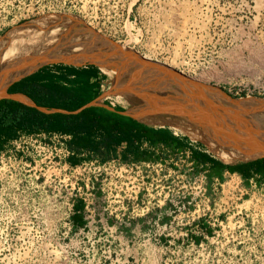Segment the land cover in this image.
Here are the masks:
<instances>
[{
  "label": "rangeland",
  "instance_id": "rangeland-1",
  "mask_svg": "<svg viewBox=\"0 0 264 264\" xmlns=\"http://www.w3.org/2000/svg\"><path fill=\"white\" fill-rule=\"evenodd\" d=\"M49 15L72 18L96 33L130 75L123 54L112 44L169 66L158 65L167 73L218 88L223 96L264 101V0H0V39ZM113 82L109 78L112 87ZM133 95L138 103L143 99L140 91ZM230 102L226 98L222 104L227 114L234 113ZM236 108L264 113L262 106ZM155 116L165 119L158 112ZM174 119L186 127L202 124L186 114ZM182 133L216 157L205 138ZM34 173L17 168L13 177L0 180V264H264V181L245 190L238 175L229 176L206 196L191 190L192 196L183 199L179 179L131 167L121 177L113 174L96 183V209L84 217L88 222L96 217L99 231L96 225L85 231L79 226L66 237L70 200H91V191L82 181L74 190L70 176L56 171L58 177H51L46 170L39 188ZM167 198L168 207L160 208ZM159 214L168 218L167 227L155 224ZM135 217L142 218L139 224ZM201 226H210L213 233L205 231L196 244L193 236Z\"/></svg>",
  "mask_w": 264,
  "mask_h": 264
},
{
  "label": "crops",
  "instance_id": "crops-1",
  "mask_svg": "<svg viewBox=\"0 0 264 264\" xmlns=\"http://www.w3.org/2000/svg\"><path fill=\"white\" fill-rule=\"evenodd\" d=\"M107 84L109 76L97 65L78 67L64 63L42 65L12 82L0 97V108L6 106L1 113L7 115L5 127H0V151L7 141L23 133L59 132L72 137L69 144L75 148L73 157L82 161L174 158L190 173H207L209 192L212 186H223L229 176L237 175L245 190L260 186L256 179L248 181L228 170H217V157L203 144L176 133L172 126L150 123L123 104L113 105L106 93ZM87 110L94 114L87 129L70 132L73 116ZM78 121L80 125L82 120ZM76 140L89 142L94 148H76ZM183 152H190L191 156L180 160L178 154Z\"/></svg>",
  "mask_w": 264,
  "mask_h": 264
},
{
  "label": "bare ground",
  "instance_id": "bare-ground-1",
  "mask_svg": "<svg viewBox=\"0 0 264 264\" xmlns=\"http://www.w3.org/2000/svg\"><path fill=\"white\" fill-rule=\"evenodd\" d=\"M81 27L85 32L80 31ZM92 32L72 18L57 15L43 16L11 30L0 39V97L12 82L50 62H64L75 66H85V63L95 64L114 80L113 87L112 84H107L105 89L107 95L116 93L114 89L117 91V96L114 98L117 103L124 104L127 101L132 105L131 112L142 120L154 124L168 123L173 126L172 129L176 133L184 131L194 138H205L212 152L223 163L250 162L264 151V147L253 140L254 135L240 130L220 129L216 125L217 121L212 117L206 119L197 113L189 115L192 122L202 123L201 127L206 126L205 129L203 128L206 133L198 125L186 127L176 121L174 117L182 118V114L186 113L166 99L156 87L148 86L150 84H146L144 80L139 81L138 75H130L123 70L124 64L115 50L113 48L111 50L109 45L106 46L104 41ZM143 59L156 66L169 67L160 62L157 65L151 57ZM138 91L143 94V99L139 103L133 95ZM214 93L215 97L220 98L221 103L225 104L226 97L223 96V92L214 88ZM154 109L156 112H153ZM176 110L182 113H176ZM157 112L165 119L155 116ZM262 134L264 135V132Z\"/></svg>",
  "mask_w": 264,
  "mask_h": 264
},
{
  "label": "built area",
  "instance_id": "built-area-1",
  "mask_svg": "<svg viewBox=\"0 0 264 264\" xmlns=\"http://www.w3.org/2000/svg\"><path fill=\"white\" fill-rule=\"evenodd\" d=\"M108 96L113 105L118 104L114 100L116 96ZM71 138L72 137L68 134L43 131L34 134L23 133L17 138L7 141L0 151V180L8 176L13 177L14 171L17 170V168H23L26 172L35 170L34 175L36 183L40 188L41 185L39 182L42 177H46L47 172L52 171L51 177L56 176L57 178L58 174L56 171H58L59 173H63L64 177L70 176L72 178V189L77 190L79 188V182L82 181L88 191H91V195L93 196V191H96V183L102 181L104 182L110 175L113 174H117V176L121 177L124 173H127L131 167H137L146 170V172L147 170L154 169L158 174L164 173L167 178L179 179L182 184L181 190L183 192V199L189 198L194 192H196L199 197H204L209 193V179L207 173H190L187 170H184L179 165L178 160H174V158L159 161L139 162H125L120 159H112L106 162L90 160L83 161L78 165H72L69 160L75 155V152L69 144ZM178 156L180 157V160L182 158L186 159L191 156V153L183 152L179 153ZM45 170L46 173H43ZM84 174L88 175L87 179L80 178L81 176L84 177ZM79 201H83L84 203L83 214H85L87 210L90 211L91 209H96V203L98 200L95 196H93V199L91 200L86 198H81L80 200H70L69 206L71 214L69 216V222L67 223L69 226V232H67L66 237L80 228L73 220V216L76 213H80V211H76V205ZM167 201L171 202V200L167 198L159 207L167 208ZM197 212H200V210ZM138 217H141V215ZM203 218L200 216L201 220ZM84 219L86 224L83 228H81V231H85L86 228H92L94 225H96V229L99 231L100 224L96 217H93L91 222H88L89 220L86 217H84ZM141 219L142 218L137 220V217L134 218V220L138 221V224ZM166 219L167 218H164L162 214H159L154 221L159 227H167L168 224L164 223ZM200 219L197 225L198 228L200 227ZM135 222L136 221L133 223ZM104 224L105 222L103 219L101 220V225L104 226ZM201 227V232H199L198 236H202L204 238L206 230L203 226Z\"/></svg>",
  "mask_w": 264,
  "mask_h": 264
},
{
  "label": "water",
  "instance_id": "water-1",
  "mask_svg": "<svg viewBox=\"0 0 264 264\" xmlns=\"http://www.w3.org/2000/svg\"><path fill=\"white\" fill-rule=\"evenodd\" d=\"M112 45L121 51L125 64L128 65L134 76L138 75V77L146 79L152 85L157 86V90L162 94H168V99L177 107L179 106L180 111H183L186 115L197 113L206 119L212 117L217 121L216 125L220 129L248 132L254 135V141L259 142L260 146L264 147V135L262 134L264 132V113H261L262 115L254 111L243 113L236 108L238 104L241 106L245 104V107L253 109L260 106L264 107V101H238L229 96H224L235 104L234 113L227 114L223 111L222 104L218 101L219 98L215 97L214 88L201 85L173 72L167 73L161 67L146 62L132 50L115 44ZM110 96H117V93H110ZM205 118L203 119L205 120ZM263 158L264 151L252 161Z\"/></svg>",
  "mask_w": 264,
  "mask_h": 264
},
{
  "label": "trees",
  "instance_id": "trees-1",
  "mask_svg": "<svg viewBox=\"0 0 264 264\" xmlns=\"http://www.w3.org/2000/svg\"><path fill=\"white\" fill-rule=\"evenodd\" d=\"M5 108H6L5 105H1V108H0V127L1 128L5 127V125H6L7 115H2V113H1V110L5 109ZM93 117H94V114H93L92 110H87L81 115L73 116V118H74L73 126L69 127L68 130L70 132H78V131L86 130L88 123L93 120ZM78 118H79V120H82V123L80 125H79ZM69 124H71V123L69 122ZM75 146H76V148H81V149L94 148L92 146V144L89 142L77 141V140L75 141ZM70 147L72 149L74 148L71 145H70ZM201 159L204 161H207L206 158L203 159L201 157ZM143 161H157V160H143ZM69 162L72 165H78L83 161L79 158L72 157V158H70ZM137 162H139V161H137ZM216 169L217 170L218 169L228 170L232 174H239L244 178V180L250 181L252 179H256L257 182L260 184L264 181V158L258 159L256 161H252V162L237 164V165H228V164H225L219 160L218 164L216 165ZM210 176H211V174H210ZM83 208H84L83 201H79V203L76 205V211H80V213H76L73 216V220L78 227L79 226H85V224H86V221L84 219V214H83ZM166 220H168V218ZM203 228L207 231V233L209 235H211L213 233L212 229L209 226H203ZM193 237L195 239L196 244L201 243V241L203 240L202 236H193Z\"/></svg>",
  "mask_w": 264,
  "mask_h": 264
}]
</instances>
